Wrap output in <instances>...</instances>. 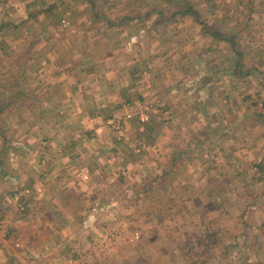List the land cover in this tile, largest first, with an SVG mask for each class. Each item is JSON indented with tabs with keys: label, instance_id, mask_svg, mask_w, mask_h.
I'll list each match as a JSON object with an SVG mask.
<instances>
[{
	"label": "rangeland",
	"instance_id": "1",
	"mask_svg": "<svg viewBox=\"0 0 264 264\" xmlns=\"http://www.w3.org/2000/svg\"><path fill=\"white\" fill-rule=\"evenodd\" d=\"M68 1L0 0V264H264V0Z\"/></svg>",
	"mask_w": 264,
	"mask_h": 264
},
{
	"label": "crops",
	"instance_id": "2",
	"mask_svg": "<svg viewBox=\"0 0 264 264\" xmlns=\"http://www.w3.org/2000/svg\"><path fill=\"white\" fill-rule=\"evenodd\" d=\"M82 0H70V1H68L69 3H72V4H74V3H78V2H81ZM120 3H122V1H120ZM61 5H63L65 8H68V5H66V3H61ZM88 5L87 4H85L84 5V7L81 9V11H79V10H76V11H73L72 13H70L69 12V15H74V13H77V14H80V16H83L82 17V20L84 19V16H85V18H87V17H89V15H90V11H86V7H87ZM124 14H126V13H124ZM146 14H143V13H141V15H137L136 16V19H137V17H139L140 19H143V17L145 16ZM30 17H32V15L30 16ZM127 18H129V17H126V19ZM130 18H132V17H130ZM90 21H92L93 20V18H90L89 19ZM80 21V20H79ZM80 24V23H79ZM79 24H77L76 25V27L75 28H73V31H75L76 33H78V32H80V31H82L84 28H83V26H79ZM85 24V23H84ZM82 29V30H81ZM87 30V27H85V31H83V36H84V38H81V40L82 39H84L85 40V42H87L88 40H91V36H94V34H96V33H98V30H96V31H94L92 34L90 33L91 31L89 30V31H86ZM108 30H110V29H105V32L106 31H108ZM125 30H123L122 32H121V34H120V36H125L127 33L126 32H124ZM101 35H104V34H101ZM110 35V34H109ZM143 33L142 32H139V33H136L134 36L135 37H137L136 39V42H137V50L139 51V53H142V49H141V47H139L138 45H140L141 46V44L143 43ZM56 36H57V33H56ZM105 37V36H104ZM88 38H90V39H88ZM142 39V40H141ZM55 40V39H54ZM103 40L105 41V45H108V47H111V46H113V45H121L120 46V49H121V51L120 52H122V51H126L124 48L127 46L126 45V40H124V42H122L121 43V41L120 40H118L120 43H118L117 44V42L118 41H116V40H114V39H107V38H103ZM91 43H92V41H90ZM91 43H88V44H91ZM146 43H147V45L149 46V47H152V46H155L154 45V43L155 42H153L151 45H149V41H147L146 40ZM176 43H178V45H175L176 47H172V46H170V45H168L167 47L168 48H177V47H179V49L180 48H182L181 47V45H179V41H177ZM143 45V44H142ZM54 48H58V46H55V47H53V49ZM107 48H105V50H106ZM106 52L107 53H112V49H107L106 50ZM117 56H115L114 58H116ZM114 61H115V59L114 60H112V57H110V61H109V67H107V68H109V79L110 80H112V78L114 77V73L116 72V71H112L111 69H110V67H111V65L112 64H114ZM170 62V61H169ZM169 62H165L161 67L163 68V69H161L157 74L155 73V72H152V73H154V74H156L157 75V81L156 82H154L153 84H151L152 86H155L156 88H157V95H159V91H158V88H160L161 86H163L164 85V87H165V90L163 91V93H162V95H166V96H172V97H170L169 98V101L171 102V104L173 105V104H178L179 103V101H180V99L181 98H184L186 95H182V93H185V91H184V89H183V84H184V77H185V67L186 66H191V61H189V60H187V58H186V56L184 57V55H182V56H180V58L179 59H177V63H176V65L174 66V64H171V63H169ZM150 63H148V65H149ZM100 67H102V65H99ZM105 66V65H104ZM153 67H154V63H153ZM56 68H57V66H56ZM70 68V67H69ZM123 68V63H121L120 65H119V71H122L121 69ZM175 68V69H174ZM177 68V69H176ZM82 69H83V67H82ZM176 70V71H175ZM71 71H72V66H71ZM84 71L85 70H82L81 71V73H82V75H85V73H84ZM121 73V75H123L124 73H126V72H120ZM174 74V76H176L177 78L176 79H174V78H172V76L170 75V74ZM75 74H77V72L75 73ZM57 76V75H56ZM120 83H122L123 85H125V84H127V81L126 80H124V81H122V82H120ZM184 91V92H183ZM200 98H201V96H199ZM203 103V102H202ZM204 104V103H203ZM178 105H180V104H178ZM185 110V109H184ZM199 126V125H198ZM199 130H206V127H205V125L204 126H199ZM73 186V185H72ZM80 188V187H79ZM80 191H83V190H86V187H85V189H79ZM78 191V190H77ZM5 200H7L8 201V199H7V197H5V195H4V193H2V191H0V222H2L3 223V221H6V230H8L7 232H6V234H7V237H12V236H14V235H17L18 236V234H19V230L18 229H16V228H13V230L11 229L12 227H10L12 224H14V222L16 221V219H17V216H15V214H12V207L10 206V204H8V203H6L5 202ZM8 202H10V201H8ZM46 212V211H45ZM42 217H43V220H42V222L44 223V224H46L48 221H49V219L48 218H44V217H46V214H44V213H42V215H41ZM20 220H22L23 221V223L25 224V225H23L24 227L26 226V222L28 221V219L27 218H20ZM1 224V223H0ZM23 227V228H24ZM22 228V229H23ZM10 233V234H9ZM1 234V233H0ZM14 238H16V236L14 237ZM27 245H29V243H27V244H25V246H27Z\"/></svg>",
	"mask_w": 264,
	"mask_h": 264
},
{
	"label": "trees",
	"instance_id": "3",
	"mask_svg": "<svg viewBox=\"0 0 264 264\" xmlns=\"http://www.w3.org/2000/svg\"><path fill=\"white\" fill-rule=\"evenodd\" d=\"M185 9L182 11L183 14H189L191 15L192 17H194V19L196 21H199L200 20V16H199V13L198 11H196L193 7H191L189 4L186 3L185 5ZM213 35L215 36V38L219 39V40H224L226 41L227 43H229L232 47V49L234 50L235 52V55H239L240 54V51L239 49L237 48L236 46V43H235V40H234V35H228V36H224L222 35L221 33H213ZM238 62V61H237Z\"/></svg>",
	"mask_w": 264,
	"mask_h": 264
}]
</instances>
